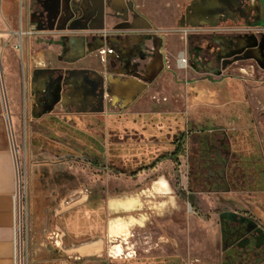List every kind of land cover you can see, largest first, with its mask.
I'll return each instance as SVG.
<instances>
[{
  "label": "crops",
  "instance_id": "crops-1",
  "mask_svg": "<svg viewBox=\"0 0 264 264\" xmlns=\"http://www.w3.org/2000/svg\"><path fill=\"white\" fill-rule=\"evenodd\" d=\"M126 1L82 0L78 16L68 15L65 13V7L59 6L61 12L57 24L51 28L39 27L37 16L32 18L30 23L35 34L24 41L28 53L26 61L28 59L30 63L28 66L30 92L45 87L50 82L48 79H51V72L54 69L62 70L65 85L60 100L61 106L91 108L95 107L99 100L103 106L109 108L113 106L115 108L113 113L127 114L129 124L140 137L129 140L126 145L121 139L107 136L106 147L102 150L99 149L97 141L94 143L92 137L87 144L92 152L102 154L104 152L107 169L129 176L131 187L129 195L104 198L97 192H86L73 198L70 180L72 169L67 157L72 153L71 149L60 147V152L52 158L50 153L42 152L44 139L41 137L42 134L31 133L32 139L40 140L38 144L36 143L38 147L36 151L41 152L40 162L33 168L31 196L33 221L36 223L39 220H46L51 229L58 230L60 236L56 245L36 252L31 264H69L68 258L73 255L100 256L106 249L105 240L108 238L111 213L137 211L144 203L154 201L166 206L165 213L167 211L175 213L172 204L179 203L177 194L179 189L200 206L204 196L209 199L211 196L220 199L233 193L232 172L242 173L243 169L248 168L254 173L257 172L255 170L258 168L259 158L254 150V135L249 132L233 135L235 140H240L244 144L234 160L231 146L229 151H207L204 147L205 139L199 134L194 136V144L191 145L189 153L190 138H186L183 151L173 153L178 142L174 135L180 130L182 117L186 122L209 116L217 124L224 125L225 130L231 131L236 128H251L244 127L247 117L241 109L243 106H259L255 99L250 100L253 91L249 85L233 76H223L212 68L211 63L205 64L207 61L202 62L201 66L192 67L185 76L179 77L181 74L179 73L177 79L174 78L172 71L164 69L165 66L174 69L179 51H183L187 58L196 53L193 50L194 43L188 42L186 34L183 36L177 33L167 38L155 37V41L144 43L143 55L140 52L142 40L149 36L152 38L154 35L143 16L131 11L128 13ZM243 1L248 0H234L230 5H222L217 10L207 11L204 17L190 18V21L196 24L185 26L198 29L197 31H202L203 37L208 35L212 41L218 42L222 40L218 35L229 34L227 31L218 30L225 21L239 23L237 29L240 30L236 34H249L254 30H261L264 26L257 24L250 26L241 20L243 12L251 11L254 6L253 0H249L251 4L244 8ZM188 20L184 16L182 21L186 23ZM108 32L112 42L122 44L132 52L128 67L114 66L110 72L105 73L104 80L101 79L104 70L98 61L96 50L107 42L104 34ZM198 45L196 47H199ZM197 55H200L199 52ZM32 59L43 60L47 66L33 67L30 62ZM162 71L164 74L167 73L169 78L167 86L169 98L158 105L170 109L154 110L156 103L147 95L148 85H145L143 79L151 81ZM178 89L183 93L181 101L172 96ZM103 93L107 94L104 99L101 98ZM31 106L37 108L41 103L31 102ZM113 113H107L105 124L116 121L117 116ZM169 116L171 120H165ZM9 121L11 122L10 118ZM211 131L213 130L209 129V132ZM224 133L228 135L227 131ZM126 147L128 153L124 152ZM261 155L264 157L263 149ZM15 162L0 88V264L13 263ZM141 164L143 165L140 166ZM126 165L132 166V170H127ZM42 177L47 181H42ZM253 181L236 186L249 191H264V184ZM51 186L54 187L55 195L49 197L46 191ZM260 204L264 206V201ZM192 214V219L201 223L207 222L206 216ZM236 214L264 224V210L260 205L248 213H238L226 205L216 218L211 215L208 222L210 235L217 241L219 247L224 246L231 217ZM212 247H216V244L213 243ZM144 264H170V260L151 258Z\"/></svg>",
  "mask_w": 264,
  "mask_h": 264
},
{
  "label": "rangeland",
  "instance_id": "rangeland-1",
  "mask_svg": "<svg viewBox=\"0 0 264 264\" xmlns=\"http://www.w3.org/2000/svg\"><path fill=\"white\" fill-rule=\"evenodd\" d=\"M35 1L34 3L33 0H0V81L12 124L13 147L21 171V201L24 206L23 247L24 260L28 264H31V259L36 252L46 250L45 247L54 245V239H60V236L54 237L52 234L53 231L58 234V230L51 229L46 220H39L36 223L33 221L34 215L31 212L33 168L40 162L41 152L36 151L38 149L36 143L38 144L40 140L32 139V132L41 133L46 137L42 141L41 149L42 152L50 153L52 158L60 152V147L71 149L72 153L67 157L72 169L70 180L73 198L86 192H97L107 198L108 196L129 195L131 191L129 176L120 175L107 169L104 152L103 154L92 152L87 145L92 137L94 143L98 142L99 149H105L107 130L104 119L108 112L113 113L112 111L115 109L113 106L110 108L106 105L103 106L99 100L98 104L91 108L61 106L58 104V99L45 94L47 85L39 88L36 92H30L29 67L26 63L27 53L24 41L35 34L33 25L27 22V13L30 9L42 8L43 0ZM129 1L133 13L146 19L147 25L154 35L152 38L149 36L142 40L140 52L143 55L145 53L144 43H148L150 40L155 41V37L167 38L177 33L183 34V36L186 34L188 42L194 43L193 50L196 52L188 58L187 68L179 70L176 67L169 69L165 66L164 69L172 71L174 78L177 79L179 73H181L179 77L185 76L188 70L199 64L200 60L197 54L201 43H204L207 38L202 36V31L181 24L186 7L194 0ZM237 27H239V23L225 21L218 30L237 33L240 30ZM261 30L264 31V27H261ZM24 31H29V33L24 34ZM180 41L182 42L183 39ZM21 43L23 51L19 46ZM103 44L111 45L108 41ZM197 44L199 47H196ZM131 52L128 48L119 55V58L112 59L111 66L128 67L127 64L131 62ZM96 54L104 70L101 79L105 80V73L112 69L105 68L106 64L101 60L98 49ZM222 75L242 80L252 89L250 100L255 99L259 107L243 106L241 109L247 117L244 127L251 128H236L228 131L224 129V125L217 124L209 116L191 119L188 122V129L193 128L196 133L190 137L188 153L191 151V145L194 144L196 134L202 135L204 139L213 140L220 137L226 142H232L231 147L236 144L233 148L236 147L237 152L232 153L234 160L238 157L237 153L243 149L244 144L240 140H235L233 135L249 132L254 135V150L259 157V151L261 153L262 149L264 150V107H260L264 106V65L257 66L252 60L239 61L225 67ZM60 78L65 85V76ZM50 80L48 79V81ZM168 80L167 73L164 74L162 71L151 80L152 82L150 80L145 82L149 90L146 92L147 95L156 103L153 107L154 110L170 109L158 105L161 101L169 98ZM106 95L105 93L101 94V98H106ZM182 95V91L178 89L172 96H176L175 98L181 101ZM31 102H39L41 106L32 108ZM113 114L119 115L118 113ZM168 119L171 120V117H166L165 120ZM209 129L213 131L209 132ZM60 131L67 133L64 134ZM226 131L228 132L227 136L224 133ZM247 170L243 169L242 173H231V178L234 181V191L231 195L220 199L215 196L213 198L211 196V199L204 196L200 206L193 202L192 197H187V194L179 189L177 191L179 203L178 205L172 204L175 213L172 211L165 213L166 206L156 201L144 203L137 211L111 213L105 251L100 256L77 257L73 255L68 258L69 264H144L148 259H160V257L169 258L170 264H177V261L178 264H220L222 247H219L217 241H214L210 235L211 230L208 222H210L211 215L216 218L226 208V205L238 213H248L258 205L264 210V206L260 204L264 201V191L256 192L248 189L244 191L245 189L238 187L246 181L254 180ZM261 178L264 179L260 176ZM41 180H44L43 177ZM54 193V187H48L46 194L51 197L55 195ZM125 207L128 209L127 205ZM192 213L206 216L207 222L201 223L192 219ZM131 216L137 217V219H133ZM182 225H184V229H182ZM213 243L216 244V247H212Z\"/></svg>",
  "mask_w": 264,
  "mask_h": 264
},
{
  "label": "flooded vegetation",
  "instance_id": "flooded-vegetation-1",
  "mask_svg": "<svg viewBox=\"0 0 264 264\" xmlns=\"http://www.w3.org/2000/svg\"><path fill=\"white\" fill-rule=\"evenodd\" d=\"M81 1L82 0H43V9H30L28 11L27 22L31 23L32 18L37 16V25L39 27L51 28L55 24H57L56 21L61 12L59 10V6L65 7V13H68V15L78 16L81 11ZM33 2L35 3L36 1L33 0ZM252 2L254 4L252 10L243 12L244 14L242 15L241 20L245 21V23L250 26L256 24L259 26H264V0H253ZM126 4L128 13L130 11L133 12L129 0L126 1ZM250 4L251 2L249 0L242 2V6L244 8H246V5L249 6ZM27 33H29V31H24V34ZM104 35L107 41L111 43V45L108 46L103 44L101 46L107 49V54L105 55L103 62L104 64H106L105 68L112 69L114 67L111 66L112 59L119 58V55L123 54L127 50V48H125L122 44L119 45L117 42H112L110 32L105 33ZM218 36L222 39L219 42L212 41V38L208 35L204 37L207 38V40L204 43H201L199 50L200 55L198 56L200 62L198 65L202 64V62L207 61L205 64L211 63L212 68L220 73L223 72V69L225 67L239 61L242 62L246 60H252L257 66L264 65L263 30H254L249 34L229 33ZM19 46L22 50V43ZM26 55L28 57V53ZM30 62L32 63L33 67L47 66L45 61L43 60L32 59ZM26 63L27 66H29L30 63L28 59ZM51 73L52 77L50 82L47 84L45 94L52 96V98L54 99L58 97V104H60L61 95L64 91V84L60 77L64 76V73L62 72V70L58 69H54ZM57 88L58 90H56ZM118 114L119 115L116 117L115 122H108L106 124V135L108 136V138L114 137L121 139L122 143L124 144L128 143L129 140H132L136 137L140 138L138 132L129 124V117L127 116V114ZM58 120L65 123V121L61 119ZM188 122H190V120L185 122L183 117V120L181 119L180 130H178L174 135L178 140L175 147V149L177 148L178 152L180 150H184L183 145L186 138H190L193 133H196L193 128L188 129ZM31 137L33 138L32 135ZM41 137L46 138L43 135H41ZM211 140L212 139L209 138L205 139L204 147L207 151H229L230 146H232V143L230 141L226 142L223 138L220 137L213 139L212 142ZM234 146H236V144H233V147ZM233 147H231L232 151L236 153L237 148L235 147L234 149ZM124 152L128 153L127 147L124 148ZM258 154V174H255L254 171L249 168L247 171L250 173L252 178H254L253 182L257 183L258 181L259 184H264V179H260V176L264 177V157L261 155L260 151ZM142 165L143 164H141L140 166ZM125 167L127 170H132V166L126 165ZM220 261L221 264H264V224L261 225V223H259L258 221L240 214L232 215L229 227L227 228L224 246L222 247Z\"/></svg>",
  "mask_w": 264,
  "mask_h": 264
},
{
  "label": "built area",
  "instance_id": "built-area-1",
  "mask_svg": "<svg viewBox=\"0 0 264 264\" xmlns=\"http://www.w3.org/2000/svg\"><path fill=\"white\" fill-rule=\"evenodd\" d=\"M110 51V50H109ZM98 53L102 61H104V57L107 54V49L104 47L98 48ZM175 67L179 70H185L188 66V58L185 56L183 51H179L176 61ZM1 81H0V88H1ZM2 92V88H1ZM5 106V105H4ZM6 117L8 119V128L10 133V138L12 140L13 146V131H12V124L9 121L10 115L7 112L5 107ZM15 157V168H16V190L13 196V229H14V238H13V245H14V252H13V263L12 264H28L24 260V247H23V213H24V206L22 204V195H21V171L20 167L18 166L16 153L14 151ZM54 237L58 234L56 232H52ZM57 239L53 240V244L56 245Z\"/></svg>",
  "mask_w": 264,
  "mask_h": 264
},
{
  "label": "water",
  "instance_id": "water-1",
  "mask_svg": "<svg viewBox=\"0 0 264 264\" xmlns=\"http://www.w3.org/2000/svg\"><path fill=\"white\" fill-rule=\"evenodd\" d=\"M233 2H234V0H194L186 7V10H185L184 16H186V18L189 19L188 22L184 23L182 21L181 24L182 25H195L196 23L190 21V18L204 17V16H206L207 11L217 10L222 5H230ZM98 48H100V47H98ZM143 81L146 82L147 79L144 78ZM56 90H58V88ZM4 95L5 94L2 90L3 102H4V105H5L7 112H8L7 103H6V100L4 98ZM57 98H56V100H57Z\"/></svg>",
  "mask_w": 264,
  "mask_h": 264
},
{
  "label": "trees",
  "instance_id": "trees-1",
  "mask_svg": "<svg viewBox=\"0 0 264 264\" xmlns=\"http://www.w3.org/2000/svg\"><path fill=\"white\" fill-rule=\"evenodd\" d=\"M177 152V148L174 150V152L173 153H176Z\"/></svg>",
  "mask_w": 264,
  "mask_h": 264
}]
</instances>
